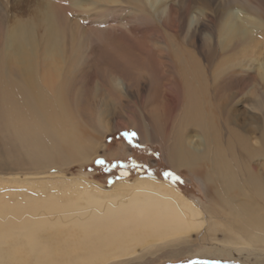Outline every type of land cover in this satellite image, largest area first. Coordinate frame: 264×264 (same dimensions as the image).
Masks as SVG:
<instances>
[{
    "label": "rangeland",
    "instance_id": "obj_1",
    "mask_svg": "<svg viewBox=\"0 0 264 264\" xmlns=\"http://www.w3.org/2000/svg\"><path fill=\"white\" fill-rule=\"evenodd\" d=\"M38 1L0 0V60L5 32L16 19L28 20ZM172 1L169 15L159 19L144 0H54L59 9L58 22L65 33V46L73 43L75 38L77 46V57L70 74L63 64L60 86L61 82L66 85L63 84L65 95L62 103L70 114L78 117L76 121L84 133L85 144L91 150L85 161L76 152L61 156L59 152L66 146L56 139L53 143L56 160L52 164L34 165L29 158L42 154L40 146L53 149L45 130L49 124L47 118L36 110V106L23 104L22 108L29 111L22 122L26 123L22 124L24 129L19 134L6 124L1 114L4 105L0 101V204L36 205L40 211L34 215L37 222H33L42 229L44 227V236L48 234L53 240L49 244L40 241L41 246L36 249L24 243L26 248L20 249L17 256L11 255L14 260L9 264H77L76 261L87 254L81 251L74 253L65 238L79 236L82 226L109 214L116 215L118 219L132 217L134 213L135 219L136 211L139 214L153 207L151 212L158 215L166 204L173 206L175 212L165 211L172 213V218L178 214L184 218L182 229L177 227L163 232L162 240H155L157 236L154 235L146 237L133 233L122 251L106 256H118L122 264H264V243L252 241L255 229H245L243 223L239 225L231 215L237 205L253 200L252 207H255L258 219L264 221V200L249 196L247 187H243V201L237 198L231 207L216 198L215 180H218L212 168L206 166L205 170L198 169L199 172L192 173L187 167H173L169 156L172 134L180 122L189 120L184 114L181 65H189L192 52L203 67L205 106L214 115L213 123L217 126L222 145L233 141V134L240 136L248 146L249 152L243 158L248 169L264 179V85L260 86L255 81L253 71L243 69L253 61L264 63V0ZM238 7L252 8L253 17H250L256 19L262 29L252 36L250 42L237 43L222 50L216 40L224 15L227 10ZM191 16L198 19L200 25L204 24L194 44V34L188 33ZM78 38L82 39L79 41ZM206 41L213 47L211 52L205 46ZM224 58L232 61L231 69L221 84L214 86V70ZM122 59L131 70L134 81L130 87L122 85L121 91H117L111 85L118 72L113 64ZM103 68L107 69L104 78L95 70ZM165 95L176 96L180 100L169 122L164 118L169 108ZM103 110L109 125L106 130L97 120ZM24 112L22 110L20 114ZM124 119L125 124L122 125ZM164 121L167 127L161 134ZM148 124L159 131L153 141L143 142L140 139L145 135L144 130L141 133L139 129L142 125L145 129ZM34 126L44 130L38 140L27 133ZM185 127L190 132L197 130L191 125ZM148 147L156 156H149L151 153L145 149ZM98 159L108 163L122 162L125 166L104 174L98 170L88 171ZM133 160H137L139 165L134 166ZM159 168H167L176 180L171 182L169 178L162 177L163 171ZM203 173L214 180H205ZM173 175H170L171 179ZM112 176L122 177L109 186L107 183ZM116 184L121 187L114 188ZM183 201L191 210L182 207ZM154 204L160 205L159 210ZM53 205L62 210L45 216L42 210ZM133 208L138 210L132 211ZM21 218H15L20 225L32 223L27 216ZM259 230L256 235L262 237L264 229L260 227ZM80 237L86 239L83 233Z\"/></svg>",
    "mask_w": 264,
    "mask_h": 264
},
{
    "label": "bare ground",
    "instance_id": "obj_2",
    "mask_svg": "<svg viewBox=\"0 0 264 264\" xmlns=\"http://www.w3.org/2000/svg\"><path fill=\"white\" fill-rule=\"evenodd\" d=\"M144 1L150 10H152L153 15L159 19H165L172 10V3L170 4L172 0ZM251 9L250 7H238L236 10L234 8L227 10L219 31V36L216 40L217 46L225 50L229 49L231 45L237 43L244 44L252 40V36L261 30L262 27L256 19L254 20L250 17H253L254 12V10ZM58 10V6L54 0H39L29 18L30 20L24 21L22 19H16L5 32L2 38L3 55L0 60V80H2L1 83L4 86L2 87L1 85L0 101H2L4 105V110H1V114L6 124L8 123L10 130H12L11 127H13L16 129V132L21 134L20 132L24 129V125L22 124H26L22 122L29 111L26 108H22L23 104L30 107L32 105L36 106V110H40L50 124L45 126L46 135H49L51 139L49 145L53 148V143L56 142V139L59 142H64L66 147L59 152L61 156L66 157L76 152L80 154V159L85 161L88 159L91 149L89 150L85 144L87 141L84 139V133L82 132L80 124L76 121L78 117L76 118L74 114V116L70 114L62 103L65 95V82H61L62 86H60L63 69H67V74H70L71 68L75 63V58L77 57L76 38L69 46H65V39L63 40L65 33L62 30L63 27L61 28L58 22ZM203 25L204 24L200 25L199 20L191 16L188 21V33L191 32L194 34L192 43L201 35L204 27ZM72 33L73 31L71 34ZM77 34H75V37ZM81 39H79V41ZM204 43L208 52H211L213 49L211 43H208V41ZM122 61L126 62L122 59L120 61L117 60L113 64V67L117 69L118 72L116 79L112 80L111 85L113 89L117 91H121L122 85L130 87L134 81L131 70ZM231 63L232 61H230V58H224L214 70L216 71V74H213L214 86L221 84V81L225 79L227 72L231 69ZM66 64H69L68 68ZM246 68L253 71L255 74L254 79L260 86L264 85V63L262 61H253L248 66H243V69L246 70ZM95 70H97V74L102 75V78L106 76L107 69ZM181 70L185 105L184 114L189 120H185L183 123L180 122L179 128L172 134V141L169 142L171 165L176 168L187 167L192 173L194 171L196 173L198 169L205 170L206 166H209L210 169L212 168L218 180V182L215 180V187L217 189L215 190L216 198L231 207H233V201L235 199L241 198L243 201V187H247L249 191L247 194H249V196L255 195L257 199L264 200V179L253 174L248 169L249 167L243 159L245 153L249 152L247 143L237 134H233L235 135H232L234 140L222 145L217 126L213 123L214 115L212 116L205 106L206 87L202 86V84H204L202 80L203 67L194 53L190 52L189 65H181ZM250 77L251 76H249V78ZM176 88L175 86V89ZM165 97L169 108L165 112V114H168V117H163L166 119L165 121L169 122V120L173 118L172 112L180 100L178 97L172 95H165ZM20 110L25 111L24 114H20ZM99 113L97 120L100 122L101 127L106 130L109 128V125H107V119H105V110ZM165 121L163 126H161V134L165 133V127H167L165 126ZM124 122L125 119L122 121V125L125 124ZM128 122L129 124L132 123L131 121ZM187 125H191L197 128V130L190 132V130H187L188 128L185 127ZM143 130L145 135L140 139L143 142L153 141L159 131H157V128H152L149 124L145 129L142 125L139 131L142 133ZM42 131L44 130L34 126V128L29 129L27 133L31 134L30 137L32 139L38 140L39 134ZM33 133L35 135H33ZM228 138L230 139V137ZM47 148L48 146L43 145V148L40 146L39 151L42 152V154L33 155L35 158H31L32 156L29 158L34 165L52 164V162L56 160L57 156L54 148L52 150ZM46 150L47 153H45ZM203 174L205 180H214V178H210V176L208 178L207 174ZM119 186L121 187V185L116 184L114 188L117 189ZM172 190L173 189H171V192ZM176 197L179 198L178 195H176ZM249 198L253 199V197ZM161 201L162 200H160V202ZM147 204H149V202ZM12 206L8 204L4 205V203L0 206V220L2 221V223H0V264H9V261H13V257L20 253L19 250L26 248L24 247V243H27L29 245L28 247L36 249L37 246H41L40 241L48 244L49 242H53V240L50 239L52 236L48 234H45L47 235L46 237L44 236L46 229H44L43 226L42 229L41 226L39 227L33 222L36 221L34 220V215L38 214L40 211L36 205L16 206L15 204V206ZM155 206L158 208L160 205H158V207L157 205ZM252 206H254L253 200L250 202L247 200L244 204L237 205L238 208L231 215L239 225L242 222L245 229H255V237L252 241L262 244L264 243V233L263 236L260 237L259 234L256 235V231H260V227L264 229V221L258 219L256 209ZM144 207L147 208L146 206ZM182 207L188 209V211L191 210L189 204L186 202L182 204ZM147 209L140 211L139 214L136 211L137 217L135 219L134 213L132 217L130 216L127 218L119 217L117 219V217L115 218L116 215L110 214L106 218L100 220L96 218L97 220L94 222H92V220L91 224L82 226L83 230L79 232V236L65 238V242H69V244L72 245L74 253L81 251L83 254H87L85 258L76 261V263L122 264L118 256L110 255L112 253L118 254V252L122 251V247L126 244V241H131L134 235L133 233H138L140 236L145 235L146 237H153L154 235L157 236L155 240H157V238L162 240L160 236H163V232H167L169 229H177V227H181L182 229L185 225V222H181L184 218L181 217L180 214L177 213L178 216L172 218L170 216L172 213H166L175 212L173 211L172 205L166 204V206L162 207L160 210L158 208L157 210H159L160 213H157L158 215L151 212L154 207L150 210ZM58 210H62V208L53 205L47 206V209L42 211L43 214L45 213V216L48 217L52 212ZM67 210L69 211V209ZM135 210L133 208L132 211ZM59 212L60 211H58V213ZM70 212L68 213L69 215L67 214L68 216H70ZM72 212L74 211L72 210ZM24 216H27L29 219H26L28 221L30 220L32 223L28 225L18 224L15 218L18 219ZM65 217L67 218V216ZM18 221H20V219ZM82 233L86 236L85 240L80 237ZM171 236H173V234ZM106 254L110 255L106 256ZM11 255L13 257H11ZM117 258L118 260H116Z\"/></svg>",
    "mask_w": 264,
    "mask_h": 264
},
{
    "label": "trees",
    "instance_id": "obj_3",
    "mask_svg": "<svg viewBox=\"0 0 264 264\" xmlns=\"http://www.w3.org/2000/svg\"><path fill=\"white\" fill-rule=\"evenodd\" d=\"M120 137H123V134L122 135L120 134ZM138 149L139 150H142L143 148H138ZM145 149L147 150V152L149 154L151 153V150H150L149 147L148 148H145ZM149 156H153L154 157V156H156V154H153V152H152ZM100 161H102V163ZM133 163H134V166L135 165L136 166L139 165V163H138L137 160H133ZM118 166L119 167H123V166H125V164L122 163V162L108 163V162H104L103 160H99L98 159V160H96L94 162V164L91 166V168L88 169V171L92 172V171H97L98 170V171H100V173L104 174V173H106L108 171L116 170ZM159 170H160V168H159ZM160 171H163L160 174L162 177L169 178L171 182L173 180H176V176H174L170 171H168L167 168H165V169L164 168H161ZM170 175H173V178L172 179H171ZM121 177L122 176H112L111 178H109V181H108L107 185H109V186L112 185L116 180L120 179Z\"/></svg>",
    "mask_w": 264,
    "mask_h": 264
},
{
    "label": "snow or ice",
    "instance_id": "obj_4",
    "mask_svg": "<svg viewBox=\"0 0 264 264\" xmlns=\"http://www.w3.org/2000/svg\"><path fill=\"white\" fill-rule=\"evenodd\" d=\"M102 163V161H100Z\"/></svg>",
    "mask_w": 264,
    "mask_h": 264
}]
</instances>
